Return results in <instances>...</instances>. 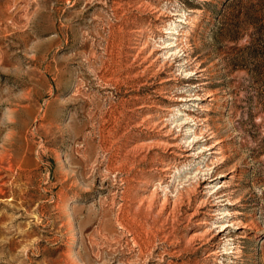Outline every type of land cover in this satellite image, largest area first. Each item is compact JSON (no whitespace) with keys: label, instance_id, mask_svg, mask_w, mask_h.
<instances>
[{"label":"rangeland","instance_id":"rangeland-1","mask_svg":"<svg viewBox=\"0 0 264 264\" xmlns=\"http://www.w3.org/2000/svg\"><path fill=\"white\" fill-rule=\"evenodd\" d=\"M0 264H264V0H0Z\"/></svg>","mask_w":264,"mask_h":264}]
</instances>
